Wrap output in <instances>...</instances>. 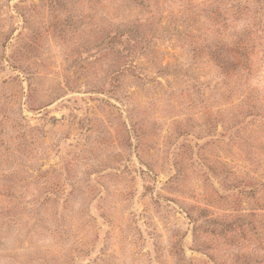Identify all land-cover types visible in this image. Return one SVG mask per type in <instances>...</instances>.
<instances>
[{
  "label": "rangeland",
  "instance_id": "obj_1",
  "mask_svg": "<svg viewBox=\"0 0 264 264\" xmlns=\"http://www.w3.org/2000/svg\"><path fill=\"white\" fill-rule=\"evenodd\" d=\"M0 264H264V0H0Z\"/></svg>",
  "mask_w": 264,
  "mask_h": 264
}]
</instances>
